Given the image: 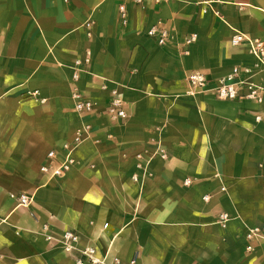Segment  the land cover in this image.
Segmentation results:
<instances>
[{
    "label": "crops",
    "instance_id": "1",
    "mask_svg": "<svg viewBox=\"0 0 264 264\" xmlns=\"http://www.w3.org/2000/svg\"><path fill=\"white\" fill-rule=\"evenodd\" d=\"M199 1L0 0V264H74L56 240L65 230L138 264H264V240L245 250L247 229L264 224V102L245 88L191 94L187 81L249 66L264 86L247 43L231 44L235 32L264 41V0L205 12ZM151 26L167 31L163 45ZM74 91L89 111L76 112ZM113 96L125 118L107 112ZM81 122L90 136L49 177L47 153L62 161Z\"/></svg>",
    "mask_w": 264,
    "mask_h": 264
},
{
    "label": "built area",
    "instance_id": "2",
    "mask_svg": "<svg viewBox=\"0 0 264 264\" xmlns=\"http://www.w3.org/2000/svg\"><path fill=\"white\" fill-rule=\"evenodd\" d=\"M136 5H143L145 0H132ZM169 0H155L156 3ZM224 0H201L199 3L205 5L202 7V11H207L210 4L223 2ZM119 16L122 24L126 22V10L123 4L119 5ZM217 12V10H214ZM148 36L157 37V42L161 45L165 43L167 31L164 28H158L157 26H151L147 30ZM194 35L186 38V44H189L194 40ZM241 42H246L250 53L258 64L264 66V41L259 38H252L244 35L241 32H235L231 37V44L236 45ZM81 71V61L76 60L74 65L73 78H78V72ZM254 72L249 66H234L227 74L211 80L204 73L198 71H192L187 74V81L191 88L190 93L195 94L198 92H211L218 99L234 100L241 97V88H245L246 92L243 97L252 99L258 103L264 102V86L255 83L252 78ZM32 95H38L35 90L31 92ZM74 100V108L80 115L89 111L92 108V102L82 97L78 91L72 93ZM42 101H44L42 99ZM107 112L114 117L125 118L126 112L122 106L121 99L117 96H113L107 102ZM256 121H264V114H259L255 117ZM90 136V126L81 122L76 128L72 141L64 142L62 144V150L64 156L59 163L55 162L56 153L54 150H50L46 156V163L41 166V171L46 173L49 177H56L62 175L69 170L74 162L73 152L76 147ZM190 178H185L183 183L185 185L191 184ZM224 189V187H222ZM17 200V204L20 206H28L30 203V197L25 193H19L12 195ZM225 216H223V219ZM107 227V223L103 225ZM43 229H47V225H43ZM47 240L54 239L50 234H46ZM59 242L62 250L73 258L74 264H138L135 256L131 257L127 261H123L118 255L110 254L107 249L102 255H97L95 249L92 246L85 245L79 246L80 236L74 230H65L59 238H56ZM247 243L245 250L252 251L254 244L258 241L264 240V224L249 227L246 233Z\"/></svg>",
    "mask_w": 264,
    "mask_h": 264
}]
</instances>
